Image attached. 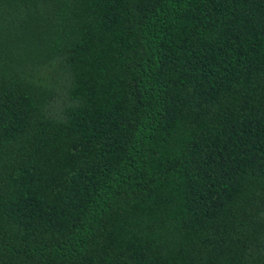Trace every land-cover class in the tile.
Returning <instances> with one entry per match:
<instances>
[{"label":"trees","instance_id":"1","mask_svg":"<svg viewBox=\"0 0 264 264\" xmlns=\"http://www.w3.org/2000/svg\"><path fill=\"white\" fill-rule=\"evenodd\" d=\"M0 264H264V0H0Z\"/></svg>","mask_w":264,"mask_h":264}]
</instances>
